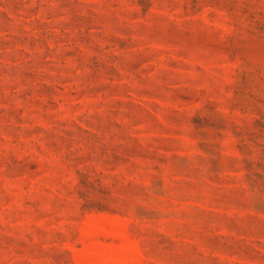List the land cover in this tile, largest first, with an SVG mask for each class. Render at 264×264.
Returning a JSON list of instances; mask_svg holds the SVG:
<instances>
[{"label": "rangeland", "instance_id": "obj_1", "mask_svg": "<svg viewBox=\"0 0 264 264\" xmlns=\"http://www.w3.org/2000/svg\"><path fill=\"white\" fill-rule=\"evenodd\" d=\"M0 264H264V0H0Z\"/></svg>", "mask_w": 264, "mask_h": 264}]
</instances>
